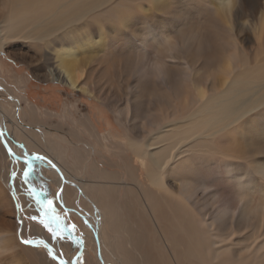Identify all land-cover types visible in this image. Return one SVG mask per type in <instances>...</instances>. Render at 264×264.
Masks as SVG:
<instances>
[{
	"label": "bare ground",
	"instance_id": "6f19581e",
	"mask_svg": "<svg viewBox=\"0 0 264 264\" xmlns=\"http://www.w3.org/2000/svg\"><path fill=\"white\" fill-rule=\"evenodd\" d=\"M262 1L0 0V51L28 39L46 80L90 96L130 131L127 142L104 144L102 158L121 171L95 167L99 184L116 185L93 199L83 184L90 181L65 169L59 154L41 146L36 153L29 129L15 121L20 104L12 98L7 109L0 99V264H46L21 244L20 188L3 171L6 158L18 170L25 159L42 168L84 226L94 220L66 207L70 187L79 203L96 207L102 264H111L109 256L115 264H264ZM20 129L32 158L19 154ZM45 160L57 178L47 176ZM110 193L122 196L119 216L102 206L112 204Z\"/></svg>",
	"mask_w": 264,
	"mask_h": 264
},
{
	"label": "rangeland",
	"instance_id": "374dc122",
	"mask_svg": "<svg viewBox=\"0 0 264 264\" xmlns=\"http://www.w3.org/2000/svg\"><path fill=\"white\" fill-rule=\"evenodd\" d=\"M263 2L264 1H262V3ZM262 10H263V7L260 8L261 12H262ZM260 14H258L257 16H260ZM29 42L30 41L26 38L21 39L20 41L18 40L17 42L11 44V46H9L3 52H0V81H2V83L0 82V85H3V83H4V87L3 88L0 87V90H1L0 99H1L2 105L4 107L9 106V107H7V109L10 108V105H12V103H13V101L11 99L13 98V96L16 97V95L19 94V95H21L22 98H25L24 101H26V99H28V101L26 103H24V105H23L25 107V109H27L26 112H28V109L33 107L32 106L33 101L39 102V98L40 99L46 98L47 96L50 95L49 91L52 89H54V94H57V96H59L58 92L61 91L63 88L66 90V93H68L66 95L72 94V96L74 95V96H78V97H90V96L81 94L79 92L78 93L74 92L62 83H57L55 81L46 80L44 77V75H45L44 69L46 70V67L44 65V61L39 59L36 56V49H35L36 47H30V43H32V42H30V43ZM0 50H2V49L0 48ZM42 66H43V68H42ZM20 68H23L24 73H26L29 78L31 76L32 77L31 80H33V81H31L30 83L29 82L27 83L26 81L22 82L21 77H20L21 74H19L20 75L19 76V75H17V72H16L17 69H20ZM25 68H27L32 74L30 75ZM48 84H49V86H48ZM38 85L42 86V89L40 91L37 89ZM26 86H28L27 88H29V91L26 89ZM46 86H48V87H46ZM60 87H62V88H60ZM12 88L15 90V93H14ZM27 91H28V93H27ZM7 92H9V93H7ZM22 95H24L25 97ZM37 97H39L38 100L36 99ZM13 99L18 102V99H15V98H13ZM89 102H91V101L89 100ZM89 104H92V103H89ZM45 106L46 105H42V107H45ZM67 106L70 107V105H67ZM18 110H20V109H18ZM108 112H110V111H108ZM9 113L12 114L11 111ZM20 113L23 115L24 111L22 112L20 110ZM111 115H112V113H111ZM15 116H16V113H15ZM112 118L114 119L113 115H112ZM15 121H17L16 122L17 126H19L20 120H18V118H16ZM26 121H27V124L30 123V118L27 119ZM114 121H115V119H114ZM118 125L115 122L114 129H113L114 134H117L115 137V140H112V138L106 134L105 145H106L107 150L111 149L110 147H108L109 139H110V142H112V141L117 142V141H120L122 139L124 140V138H125L124 141L127 142L128 134H129L128 132H130L129 129H127V127H124L121 124V122H119V121H118ZM15 126L16 125H14V127ZM20 127H22V126L20 125ZM32 128H35V129L34 130L29 129L30 133H27V134L29 136H32L35 140L34 144L36 145V147H35V149L34 148L33 149L36 150V152H39L38 149H40V146H41V147L45 148L47 152H50L51 143L49 141H47L46 139L45 140L43 139V141H42L43 143L40 144V142L38 141V136H36V126H34V123L32 124ZM45 132H48V131L46 130ZM16 133H17L16 137H17V145L19 148V154L22 157L32 158V156H34L32 150H30L23 143L24 139H25V141L27 140L24 133L20 130H16ZM104 133H108V131L103 132V134ZM125 133H126V135H125ZM36 137H37V139H36ZM53 146H55V143L53 144ZM114 152L115 153L118 152L117 149H114ZM105 154L109 155V153L107 151ZM69 155H71L70 152H69ZM42 160H44V159H42ZM45 162L46 163L43 166V170H45L47 172V174H48L47 176H50V177L53 176L54 178H57L56 177L57 174H55L54 170L51 168L52 164L47 163V160H45ZM90 162H93V161L91 160ZM19 163L21 164L22 168L18 170V169H16V166L11 167L12 166V160L10 158H6L5 162L3 163V165H4L3 171L6 172L7 176H12V174H13L12 170L13 171L16 170L15 176H13V178L15 179V185H16L15 188L17 189L19 187L20 192L17 189L18 193H16V195L14 197L16 198V202H17L16 204L21 209V215H22V219L20 221V226H19L18 230L22 231V224H23L25 226V232L23 235V239L24 240L27 239V240L32 242L30 245H25L22 243L23 239H21V244L36 250L37 257L40 260L46 262V264H60L61 260L65 261V262H70V264H76L77 261H79V264H102L101 260H104V262L106 263L107 259H108V257L106 258V248L104 247V245L100 241L96 245H95V243H93L94 232L98 231L101 234V232L103 230L102 222L100 221V219H98L99 217L97 215V213L99 211L96 209V207L93 205H90L86 201V199H84V198L79 203L78 199L81 198L80 196L71 195V197H69V199L67 200V203L69 202L68 204L71 203L73 206L79 204L81 206V208L78 209L77 207H74V209H76L77 211H80V213H82L83 215H87L86 212H83V209L88 208V212L91 215V218L94 220L95 225L93 227H91L90 225H87V224L84 226V224L81 221V219L79 218L78 214L71 211V209H69L70 212L67 211L62 206V204H60V201L62 199L61 196H59V194H57L58 197L56 198V193H57L58 188L53 182H50V181H47L44 179V177H46V174L44 175L42 173V168L35 167V164H30L33 169L30 170L28 173V171L26 170L28 168V166L25 165L22 161H19ZM97 163H98V166L100 168L104 169L105 171H110V172H112V174H113L112 170H114V169L117 170L116 172L121 171L120 170L121 168L118 165L114 164L113 162H109L106 159L102 158ZM72 164L76 165L75 163H72ZM78 165L79 164L77 163L76 166H78ZM82 165L85 166V162ZM82 165H80V168H82ZM113 166L115 168H113ZM24 170H26L24 175H25V177H27V180H25L24 175H23ZM116 172H114V173H116ZM41 173L43 176L41 175ZM86 174H87V172H86ZM58 177L61 179L60 175ZM64 178H65V176H64ZM86 178L88 179V177H86ZM8 179L10 180L11 177H8ZM80 179H82V178H80ZM83 180H85V179H83ZM95 180H97V181L95 182ZM87 181H90L91 185L88 183H86V184L83 182L82 183L84 184V186L87 187L88 190L91 189V191L93 192L91 197H93V199H98L99 195L109 193L110 192L109 190L111 189V188H109V189L105 188V189L101 190L100 188L105 187L107 185H110V186L116 185V184L104 183V186H103L102 184H99L100 183L99 177H98V179L91 177V179H89ZM105 184H107V185H105ZM70 189L72 190V192L74 194L73 189L71 187H70ZM29 190L31 192L37 193L39 200L41 202H44L45 204L52 201V207L55 209V212L61 217V219L64 221L65 225L69 226L72 229V238L71 239H75V240L79 241V244L72 243L71 239H69V238H66L63 240L51 239L50 233H48L47 230L43 229L41 226H38L35 222H33L30 219L31 216L36 215L39 217L40 214L37 211L38 205H36L35 200L30 195H28ZM104 190H105V192H104ZM110 194H111L112 204L109 205L108 202L107 203L105 202L102 204V206L105 207V209L106 208L110 209V211L112 212V214L114 216H115V214H116V216H119L121 210L123 209V200L121 198L122 196L120 197L119 195H117L115 193L114 194L110 193ZM140 199H142V197ZM135 205L137 206V204H135ZM66 207L72 208V207H69L68 205H66ZM91 209L93 211L95 210L94 212H96V213H92ZM94 214H96V216L98 218H96L94 216ZM140 216H141V214L139 213L138 217L141 219ZM137 222H138V220H137ZM137 222L132 223L130 221V222H128V225L129 224L130 225L129 226L127 225L129 231L132 230L134 237H136L135 236L137 233L136 231H138V228L135 225ZM145 225L149 230H152V227H150L151 226L150 222L148 223L146 221ZM108 230H109V232H111L110 229H108ZM134 232H135V234H134ZM111 235L113 238H115L114 232H111ZM145 235L147 236V233H145ZM152 237H154V239H156L155 234L152 235ZM20 238H21V235H20ZM89 238H91V240H92V243H89L90 246H88V244H87V241H89L88 240ZM100 239H101V237H100ZM45 245H47V248L45 247ZM145 248H146V246L144 247V249ZM49 249H51L53 253L58 254L56 259H53L52 256L49 255ZM101 253H104L103 257L101 256ZM109 258H110V260H112L111 264H115L113 260H115V262H116V256L115 257L109 256ZM129 264H131V263H129Z\"/></svg>",
	"mask_w": 264,
	"mask_h": 264
},
{
	"label": "crops",
	"instance_id": "0c3cea01",
	"mask_svg": "<svg viewBox=\"0 0 264 264\" xmlns=\"http://www.w3.org/2000/svg\"><path fill=\"white\" fill-rule=\"evenodd\" d=\"M0 52H2V51H0ZM25 69L27 70V72L30 75L32 74L27 68H25ZM16 72H17V75L21 74V76L20 75L19 76L21 77L22 82L26 81L27 83L28 82L30 83L31 81H33V80H31V78H32L31 76L29 78L28 75L26 73H24L23 68L17 69ZM48 86H49V84H48ZM48 86H46V87H48ZM27 87L28 86H26V89L29 91V88H27ZM60 88H62V87H60ZM37 89L40 91L42 89V86L38 85ZM13 91L15 93L14 89H13ZM28 91H27V93H28ZM7 93H9V92H7ZM58 93H59L60 97L57 96V94H54V89H52L49 91L50 95L47 96L46 98L40 99L39 97H37L36 99L38 100V98H39V102L33 101V105H32L33 107L29 108L28 112H26L27 109L25 110V107L23 106L24 103L28 101V99H26V101H24V98H22L21 95H19V94H17L16 97L13 96V98L18 99V102L20 103V106H21L20 110L22 112L25 110L23 115L20 113V110H17L18 120H20V125L22 126L21 128H23V126H24L28 129L34 130L35 128H32V124L34 123V126H36V136H38V137L41 136L40 139L42 141H43V139L44 140L46 139L49 142L53 141L50 145V153H52L53 155H56V154L60 155L61 164H63L62 165L63 167L65 166L66 168L71 169V171L76 176H78L79 178L89 180V179H86L87 176H85V175H87L88 173H89V175H92L94 173L92 176L93 177L95 176V179L96 178L98 179V176H100L101 174L97 175L98 171H96L95 167L98 166L97 162L100 159H102V157L104 158L103 153L105 152L104 151L105 150L104 144L106 141V134L109 137H111L112 140H115V137L117 134H114L113 129H114L115 122L118 125V121L116 120L115 116H113L115 119V121H114V119L112 118V115L108 112L106 107L91 97H78V96H74V95L72 96V94L66 95V90L63 88ZM89 100L91 102H89ZM89 103H92V104H89ZM42 105H46V106L42 107ZM67 105H70V107ZM32 111L37 112L36 116L31 115L33 113ZM67 111H69V112H67ZM42 113H44V114H42ZM29 118L31 120H30V123L27 124L26 120ZM75 122H77V123L75 124ZM97 122H99V124ZM18 127H20V126H18ZM110 128H111V130H110ZM46 130L49 133L45 132ZM20 131H21V129H20ZM107 131H108V133L103 134V132H107ZM87 132L89 133V135ZM84 134H85V136H84ZM54 143H55V146H53ZM91 150H92V152H91ZM69 152L71 153V155H69ZM38 153H41V152H38ZM97 153H98V155H97ZM77 154L79 155V157ZM89 160L90 161L92 160L93 162H90ZM78 162H79V165L76 167ZM84 162H86L85 166L82 165V168H80L81 163L83 164ZM72 163H75L76 165L74 166ZM113 168H115V167L113 166ZM75 171L78 173H76ZM112 171L114 173L117 170L114 169ZM86 172H87V174H86ZM95 181H97V180H95ZM60 191H61L60 189L57 190L56 198H57L58 192H60ZM64 191H65V189H64ZM71 194H73V192ZM68 206L69 207H76V206H80V205L73 206L70 203V204H68ZM80 208H81V206H80ZM83 212L89 213L88 208L83 209Z\"/></svg>",
	"mask_w": 264,
	"mask_h": 264
},
{
	"label": "snow or ice",
	"instance_id": "6c2138e0",
	"mask_svg": "<svg viewBox=\"0 0 264 264\" xmlns=\"http://www.w3.org/2000/svg\"><path fill=\"white\" fill-rule=\"evenodd\" d=\"M8 154L10 156H13V153L11 150H9ZM15 158V157H14ZM36 159H41V157H35ZM25 165L28 166L26 169L29 173L31 165L30 161L28 159H25L23 161ZM23 172V175L25 174V171ZM13 176H15V173H13ZM25 180H27V177H25ZM28 195H30L34 200L36 205H38L37 211L39 212V217L36 215H33L30 217V219L35 222L38 226H41L43 229L47 230L48 233H50L51 239H66L72 238V229L65 225L64 221L61 219V217L55 212V209L52 207V201L48 203L41 202L39 200L38 194L35 192H31L29 190ZM72 243L79 244V241L75 239H71ZM25 245H30L32 242L25 239L22 241ZM47 248V245H45ZM49 255L52 256L53 259H56L57 255L56 253H53L51 249H49ZM60 264H70V262H65L63 260L60 261ZM76 264H79V261L76 262Z\"/></svg>",
	"mask_w": 264,
	"mask_h": 264
},
{
	"label": "flooded vegetation",
	"instance_id": "af4514ba",
	"mask_svg": "<svg viewBox=\"0 0 264 264\" xmlns=\"http://www.w3.org/2000/svg\"><path fill=\"white\" fill-rule=\"evenodd\" d=\"M30 164H32V163H30Z\"/></svg>",
	"mask_w": 264,
	"mask_h": 264
}]
</instances>
